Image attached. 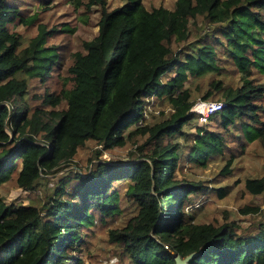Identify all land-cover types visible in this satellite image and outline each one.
Here are the masks:
<instances>
[{"label": "trees", "instance_id": "obj_1", "mask_svg": "<svg viewBox=\"0 0 264 264\" xmlns=\"http://www.w3.org/2000/svg\"><path fill=\"white\" fill-rule=\"evenodd\" d=\"M18 2L0 0V181L32 190L42 175L71 165L88 141L112 149L139 135L144 139L138 146L144 159H97L85 172L77 168L64 181L69 188L63 187L60 197L51 196L41 206L0 200V264H78L79 257L72 252L82 250L84 228L97 215L104 218L120 210L113 187L120 180L128 182L138 213L126 232L111 230V235L129 246L133 264H176L171 250L182 257L199 251L190 264H264V223L237 231L231 219L187 222L185 207L205 188L177 177L181 147L173 138L185 133L184 126L196 113L177 111L124 135L132 118L138 121L145 115L144 101L155 91L165 90L177 109H189L190 94H177L180 82L167 85L161 76L174 68L183 71L181 62L197 74L215 68L221 47L238 66L242 82L236 86L214 82L223 94L219 119L226 127L239 126L264 140V82L252 77L253 65L264 74V0H177L173 10L147 9L143 0H123L113 9L108 8V0H87V8L101 13L99 31L73 54L68 83L45 93L61 105L54 123L44 126L43 140L29 132L37 121L28 117V81L18 77L32 66L18 55L17 39L7 27L20 14ZM197 16L207 18L214 28L181 61L170 44L173 37L187 36L189 20ZM249 49L252 59L245 54ZM51 56L39 67L42 80L53 63L61 64L57 55ZM16 96L23 107L15 105ZM217 138L203 132L198 142L202 147H194L190 159L205 162L208 153L223 145L222 137ZM244 187L249 194L264 196V177H248ZM218 192L222 198L228 194L226 188ZM243 211L260 208L247 205Z\"/></svg>", "mask_w": 264, "mask_h": 264}, {"label": "rangeland", "instance_id": "obj_2", "mask_svg": "<svg viewBox=\"0 0 264 264\" xmlns=\"http://www.w3.org/2000/svg\"><path fill=\"white\" fill-rule=\"evenodd\" d=\"M86 1L19 0L17 8L20 14L14 21L7 23L9 33L17 39L18 55L24 58L26 65L34 66L29 70L20 71L18 77H25L28 81L25 93L26 104L30 110L28 117L37 121V126L29 132L40 140L44 139L46 132L44 126L54 123L56 112L61 105L59 100L51 102L45 93L59 90L68 83L66 79L68 65L73 59V54L83 50V42L93 39L99 31L101 13L97 9L87 8ZM176 1L143 0V3L150 10L158 7L173 10L176 7ZM122 3L123 0H108V8H116ZM213 28L204 16L191 18L187 36L173 37L170 44L173 54L181 61H186L193 53V47L198 39L207 35ZM52 54L61 59V64L53 63L48 76L42 80L39 67L45 60H49ZM245 54L253 58L251 49ZM213 63L215 68L211 67L200 74L187 68L189 65L187 66L185 62L180 63L183 71L174 68L163 74L161 81L167 85L174 80L180 82L177 94H190L186 99L193 101V104L189 109L187 107L177 109L165 90L161 93L155 91L144 101L145 115L138 121L134 117L129 122V126L124 131L125 137L130 130L138 126L152 125L177 111L196 113L191 109L198 101H223L222 91L213 87L214 82L219 81V85L236 86L242 82L241 73L232 57L221 47H217ZM252 69V77L257 82H264V74L259 71L258 66L253 65ZM262 103L264 105V99ZM15 105L23 107L25 103L22 102L21 97L16 96ZM218 114L219 112L208 118H202L196 113L195 117L184 126L185 133L173 138V141L179 142L181 147V159L176 170L177 177L184 183L194 181L205 188L201 193L194 194L191 198L193 203L185 207L187 222L231 219L235 221L237 231L250 230L264 223V196L247 193L244 183L248 177H264V140L254 138L245 130H241L239 126L226 127ZM261 117L264 119V110ZM9 132L12 134L10 129ZM203 132L215 138L218 135L221 136L223 145L221 148L215 147L208 153L205 162H198L190 159V151L194 147H202L198 142ZM143 140L137 135L125 145L112 149H104L94 141H88L78 151L71 165L55 174L42 175L32 190L14 186L10 180L0 181V200L5 204L15 202L41 206L51 196L60 197L63 187L69 188V182L64 184V181L77 168L85 172L97 159L120 162L144 159L143 152L138 148ZM128 185V182L120 180L113 186L119 198L120 210L117 213L104 218L97 215L93 224L84 228V232H87L84 246L82 250L72 252V255H78V264H133L127 252L129 246L126 247L124 241L111 235V230L124 233L129 225L135 223L138 206L137 201L129 195ZM219 188L228 190L224 198L219 196ZM62 195L67 197L65 193ZM247 205L258 206L260 211L246 213L243 209ZM159 242L165 243V247L170 249L168 242H163L161 239ZM173 251L171 250L172 254Z\"/></svg>", "mask_w": 264, "mask_h": 264}, {"label": "built area", "instance_id": "obj_3", "mask_svg": "<svg viewBox=\"0 0 264 264\" xmlns=\"http://www.w3.org/2000/svg\"><path fill=\"white\" fill-rule=\"evenodd\" d=\"M224 102L221 100L198 101L192 106V111L196 112L202 118H208L221 111Z\"/></svg>", "mask_w": 264, "mask_h": 264}, {"label": "water", "instance_id": "obj_4", "mask_svg": "<svg viewBox=\"0 0 264 264\" xmlns=\"http://www.w3.org/2000/svg\"><path fill=\"white\" fill-rule=\"evenodd\" d=\"M198 253L199 251H194L188 254L187 256L182 257L179 253L173 251L176 264H190V262L195 258V256H197Z\"/></svg>", "mask_w": 264, "mask_h": 264}]
</instances>
